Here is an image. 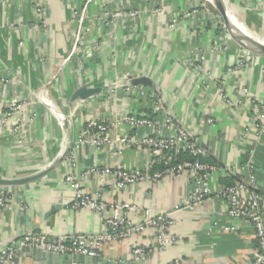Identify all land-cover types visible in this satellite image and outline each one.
I'll use <instances>...</instances> for the list:
<instances>
[{"label":"crops","instance_id":"0c3cea01","mask_svg":"<svg viewBox=\"0 0 264 264\" xmlns=\"http://www.w3.org/2000/svg\"><path fill=\"white\" fill-rule=\"evenodd\" d=\"M226 1L236 7V19L248 31L264 38V0ZM206 3L0 0V117L12 103L22 106L7 120L0 118V178L45 172L30 183L0 187L8 204L0 209V248L26 233L53 238L105 232L97 214L72 208L74 193L65 181L70 175L88 195L139 207L128 214L134 223L143 220L145 211L168 214V233L177 239L158 251L157 230L147 226L125 240L101 243L94 261L78 264L250 261L256 248L253 230L224 214L225 203L217 192L228 180L235 181L226 175L228 170L244 178V169L252 165L257 193L264 195V134L253 130V106L240 93L247 89L256 104L264 106V57L250 53L238 63L237 43L218 30ZM83 10L84 34L79 51L71 55L76 18ZM138 77L148 78L152 87L132 85L131 79ZM82 86L101 92L71 100ZM128 114L169 116L174 126L186 129L206 147V159L217 166L210 178L212 194L183 208L192 188L184 176L138 182L119 190L114 177L89 172L91 167L140 171L164 167L161 159L157 162L144 148L127 142L131 136L140 139L149 132H130L116 124ZM90 120L108 127L111 143L100 149L76 148V137ZM229 226L237 231H221ZM133 245L151 252L143 261H134ZM9 264L47 263L21 252Z\"/></svg>","mask_w":264,"mask_h":264},{"label":"built area","instance_id":"2783aa9c","mask_svg":"<svg viewBox=\"0 0 264 264\" xmlns=\"http://www.w3.org/2000/svg\"><path fill=\"white\" fill-rule=\"evenodd\" d=\"M74 15L77 16L76 11H74ZM129 15L133 17L136 12H129ZM76 19L78 29L73 34L71 55L75 53L76 45L81 44L84 34V10L79 13ZM250 55V52H239L237 62L248 59ZM240 93L253 106V130L256 135L264 134V106L256 104L247 89H241ZM21 107L18 103H12L9 112L3 113L0 118L3 121L7 120L17 111H21ZM155 111L157 114L159 113L157 108ZM207 123L211 125L212 120H207ZM116 124L126 126L130 132L148 129L149 132L140 139L131 136L127 142L138 148H144L153 160L158 162L161 159L164 167L161 170L145 171L111 169L110 167L99 170L96 167H91L89 172L103 173L114 177L116 188L119 190L126 185L138 182H153L164 178L184 176L192 188L183 203V208H191L200 204L204 198L212 194L210 178L217 166L200 161V159L206 158L207 152L193 140L186 129L174 126L171 117H161L155 114L153 117L144 114H128L121 117ZM167 129L170 131L167 132ZM119 141L125 142L124 139H119ZM108 143H111L108 138V127L103 123L90 120L84 130H81L77 135L75 146L79 148L82 145H89L94 149H100ZM185 155L193 160L184 159ZM244 170V178L237 177L236 170H228L226 175L236 179L231 185L222 186L218 190L217 196L224 200V214L229 219L244 221L253 230L256 248L247 264H264V195L257 193L258 186L254 167L249 165ZM65 181L74 193L72 208L89 210L97 214L102 219L105 232L96 235H62L53 238L42 233H26L20 236L16 242L0 248V264H9L24 249L56 255H81L97 258L101 243L125 240L133 233L143 231L147 226H153L157 230L155 242L158 251L177 241L175 236L168 233L171 225L168 214L158 213L157 216H154L149 211H145L143 220L134 223L129 220L128 214L139 207L124 202L109 203L100 200L95 194L88 195L81 184L70 175L65 178ZM6 207H8L7 196L0 188V209ZM215 224L213 223V225ZM221 231L235 233L237 227H222ZM150 252V249H144L137 245H133L131 248L134 261H143ZM168 264H180V260L175 259Z\"/></svg>","mask_w":264,"mask_h":264},{"label":"water","instance_id":"95a60500","mask_svg":"<svg viewBox=\"0 0 264 264\" xmlns=\"http://www.w3.org/2000/svg\"><path fill=\"white\" fill-rule=\"evenodd\" d=\"M217 5L213 7L221 16L225 28L230 35V38L237 43L240 47L247 50L248 52L264 57V47L255 46L251 43H246L244 37L239 35L234 29V25L231 23V20L228 16V4L226 0H216ZM212 6V5H211ZM131 84L134 86L141 85L144 87H152V82L146 77H138L135 79H131ZM101 92L99 88H88L86 86H82L78 88L72 95L71 100L81 99L85 100L90 96L98 94ZM209 155L208 149L200 145ZM45 175V172L38 173L36 175L20 178V179H1L0 178V187H14L24 185L26 183H30L32 181L40 179ZM22 253H28L29 255H33L38 261H46L47 264H52V262H56L57 264H78L81 261H94L95 258H89L81 255H56L51 253H43L40 251H31L24 249Z\"/></svg>","mask_w":264,"mask_h":264},{"label":"bare ground","instance_id":"6f19581e","mask_svg":"<svg viewBox=\"0 0 264 264\" xmlns=\"http://www.w3.org/2000/svg\"><path fill=\"white\" fill-rule=\"evenodd\" d=\"M211 2V4L215 7L217 5L216 0H206ZM228 16L231 20V23L234 25V29L236 30V32L241 35L242 37L245 38L246 43H251L255 46H259V47H264V38L259 37L255 34H253L252 32L248 31L247 28L244 26L243 22L236 19L234 17V14L232 12V9L230 8V6H228ZM56 113V112H55ZM57 116L59 117V115L57 114Z\"/></svg>","mask_w":264,"mask_h":264},{"label":"rangeland","instance_id":"374dc122","mask_svg":"<svg viewBox=\"0 0 264 264\" xmlns=\"http://www.w3.org/2000/svg\"><path fill=\"white\" fill-rule=\"evenodd\" d=\"M206 1V0H205ZM208 3H206L207 5H209L213 11V15H214V21L216 23V27L218 28V30L220 32L223 33L224 36L226 37H229L230 38V35L229 33L227 32V29L225 28V25H224V22L221 18V16L219 15V13L213 8L214 6L211 4V2L207 1ZM210 3V4H209ZM228 6H230V8L232 9V12L234 14V17L236 18V15H237V11H236V7H234L233 3H227ZM212 5V6H211ZM249 19V17H247L245 19V24L247 23V20ZM81 44H77L76 45V50H75V53L79 51V47H80ZM238 47H239V51L240 52H248L247 50L243 49L242 47H240L238 44H236ZM71 49H72V44H71Z\"/></svg>","mask_w":264,"mask_h":264},{"label":"trees","instance_id":"16d2710c","mask_svg":"<svg viewBox=\"0 0 264 264\" xmlns=\"http://www.w3.org/2000/svg\"><path fill=\"white\" fill-rule=\"evenodd\" d=\"M183 158H184V159H188V160H190V161L193 160L192 158H190V157H188V156H186V155H185ZM200 161H201V162H204V163L211 164V163H209V160H207L206 158H202V159H200ZM226 183H227V185H231V184H232L231 180H228Z\"/></svg>","mask_w":264,"mask_h":264}]
</instances>
